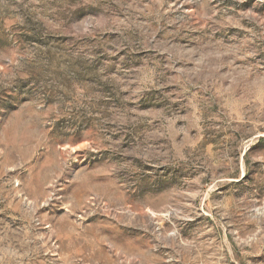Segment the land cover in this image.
Masks as SVG:
<instances>
[{
	"label": "rangeland",
	"instance_id": "obj_1",
	"mask_svg": "<svg viewBox=\"0 0 264 264\" xmlns=\"http://www.w3.org/2000/svg\"><path fill=\"white\" fill-rule=\"evenodd\" d=\"M0 264H264V0H0Z\"/></svg>",
	"mask_w": 264,
	"mask_h": 264
}]
</instances>
